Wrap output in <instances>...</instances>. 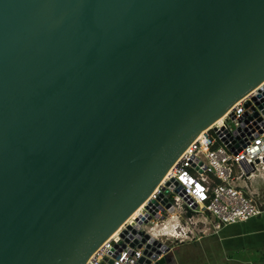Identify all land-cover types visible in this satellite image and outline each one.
Masks as SVG:
<instances>
[{
  "label": "water",
  "instance_id": "1",
  "mask_svg": "<svg viewBox=\"0 0 264 264\" xmlns=\"http://www.w3.org/2000/svg\"><path fill=\"white\" fill-rule=\"evenodd\" d=\"M263 79L264 0H0V264H84Z\"/></svg>",
  "mask_w": 264,
  "mask_h": 264
},
{
  "label": "built area",
  "instance_id": "2",
  "mask_svg": "<svg viewBox=\"0 0 264 264\" xmlns=\"http://www.w3.org/2000/svg\"><path fill=\"white\" fill-rule=\"evenodd\" d=\"M222 115L188 143L145 203L85 264H154L171 251L170 239L195 240L262 211L245 179L264 174V79Z\"/></svg>",
  "mask_w": 264,
  "mask_h": 264
},
{
  "label": "crops",
  "instance_id": "3",
  "mask_svg": "<svg viewBox=\"0 0 264 264\" xmlns=\"http://www.w3.org/2000/svg\"><path fill=\"white\" fill-rule=\"evenodd\" d=\"M251 188L254 189L252 186ZM259 190L257 189L256 191V200L262 211L258 215L251 216L244 221L228 223L215 233L202 235L192 241H185H202L200 245L205 243L204 247L206 249L209 251L214 250L209 252L212 253L211 256L217 255L220 260H225L235 255L243 259V263H251L253 261L264 264V188H259ZM178 249L179 245L172 247L171 254L164 261V264H176L181 260L184 263L188 256H180ZM176 253L179 254L178 257ZM215 261L214 259L210 264H214ZM190 263L196 264V261Z\"/></svg>",
  "mask_w": 264,
  "mask_h": 264
},
{
  "label": "rangeland",
  "instance_id": "4",
  "mask_svg": "<svg viewBox=\"0 0 264 264\" xmlns=\"http://www.w3.org/2000/svg\"><path fill=\"white\" fill-rule=\"evenodd\" d=\"M245 182L247 184H248V182H250V186L254 187L255 190H257V189L259 190V188H264V174H257L253 178H247V179H245ZM258 186H259V188H258ZM260 190H259V193H260ZM256 194L257 193L255 192V194H254L255 197L257 196ZM190 241H192V240H190ZM190 241H183V242H186V243H183V242H180L179 240L174 239V238L170 239L169 243L172 245V247L179 245L178 253L180 254V256H182V255L188 256V257H186L184 263L181 260L180 262H177L176 264H193L190 262H194V261H196V264H210L213 262L214 259L216 260L214 262V264H261L259 262H253V261H251V263H243V259H241L240 257L235 256V255H232L230 258H227L225 260H220V259H218L217 255L211 256L212 253H209V252H213L214 250L209 251L208 249H206L204 247L205 243H202L200 245V243L202 241H199V242H197V241L190 242ZM173 250H174V248H173ZM178 253H176L177 257L179 256ZM160 264H164V262L160 263Z\"/></svg>",
  "mask_w": 264,
  "mask_h": 264
},
{
  "label": "bare ground",
  "instance_id": "5",
  "mask_svg": "<svg viewBox=\"0 0 264 264\" xmlns=\"http://www.w3.org/2000/svg\"><path fill=\"white\" fill-rule=\"evenodd\" d=\"M223 116V115H222ZM222 116H219V117H217V118H215L212 122H210L207 126H210V124H212V123H214V122H216L217 120H220V118L222 117ZM162 178H163V176L161 177V179L158 181V182H160L161 180H162ZM156 186H157V184L155 185V187L152 189V191L149 193V194H152V192L156 189ZM148 194V195H149ZM148 195H147V197H148ZM145 201H146V199H144V200H142V202H140L123 220H122V222L116 227V229H114V233H111V234H109V236L108 237H112L114 234H116L117 233V231L120 229V227L122 226V224L126 221V220H128V218L134 213V212H136L144 203H145ZM158 225V224H157ZM85 264V263H84Z\"/></svg>",
  "mask_w": 264,
  "mask_h": 264
},
{
  "label": "flooded vegetation",
  "instance_id": "6",
  "mask_svg": "<svg viewBox=\"0 0 264 264\" xmlns=\"http://www.w3.org/2000/svg\"><path fill=\"white\" fill-rule=\"evenodd\" d=\"M171 252L167 254L166 259H168V256H170Z\"/></svg>",
  "mask_w": 264,
  "mask_h": 264
}]
</instances>
